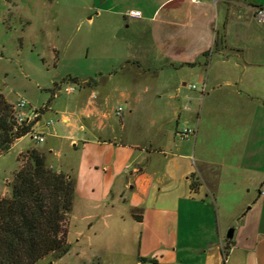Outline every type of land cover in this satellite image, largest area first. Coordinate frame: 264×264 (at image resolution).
<instances>
[{
  "label": "crops",
  "instance_id": "crops-1",
  "mask_svg": "<svg viewBox=\"0 0 264 264\" xmlns=\"http://www.w3.org/2000/svg\"><path fill=\"white\" fill-rule=\"evenodd\" d=\"M259 5L264 4L92 1L89 18L101 16L126 53L121 70L109 76L122 74L128 83L138 79L146 84L122 92L129 110L120 121L115 116L119 106L101 108L95 98L100 80L87 84L92 77L78 84L70 114L63 111V122L71 124L74 118L75 128L65 137L75 147L82 145L86 155L72 157L65 168L49 163L47 155L46 162L75 181L70 216L82 223L76 241L86 238L90 246L99 244L97 254L134 257L137 264H222L223 244L230 245L223 261L229 264L236 250L249 258L257 249L243 239L263 227L261 216L250 215L252 206L244 212L251 201L239 202L228 216L224 207L222 220L216 196L254 188L258 194L253 205L259 200L258 206L264 205V72L252 65L258 62L243 60L234 36L240 35L234 29L239 21L242 35L250 32L256 42L261 40L258 32L249 31ZM132 10L141 15H131ZM60 93L58 89L54 95ZM184 127L195 133L181 139L177 131ZM76 129L90 130L93 138L77 136ZM34 133L44 134L32 131V138ZM88 144L96 145L91 156ZM33 148L42 147L22 148L18 155ZM52 149L42 148L45 154ZM17 163L12 176L18 156ZM193 178L198 180L195 189ZM229 226H234L232 243L224 235Z\"/></svg>",
  "mask_w": 264,
  "mask_h": 264
},
{
  "label": "rangeland",
  "instance_id": "rangeland-1",
  "mask_svg": "<svg viewBox=\"0 0 264 264\" xmlns=\"http://www.w3.org/2000/svg\"><path fill=\"white\" fill-rule=\"evenodd\" d=\"M92 1L0 0V92L4 93L13 105L25 100L27 104L23 108L24 112L30 117L39 115V119L33 125V131L44 132L46 138L45 141L38 142L29 134L7 153L0 155L1 193L11 192L10 184L17 170L12 176L18 164L17 156L19 167L27 159L25 151L18 155L22 148L35 144L45 150L53 147L51 152L46 153L48 162L60 164L64 168L73 160L72 157L78 158L85 154L82 145L75 147L72 140L65 137L75 128L72 127L74 118L71 124L63 122V111L67 110V114H70L75 106L72 98L79 92V85L68 80L69 76L77 77L79 80L91 77L100 80L95 84L99 88L95 92V98L105 110L123 106L121 114L115 111L119 121L123 113L126 114L129 110L127 101L121 96L122 92L128 87L132 89L135 87L133 90L137 91L138 87L146 84L145 81L138 83V79L135 84L132 81L128 83L122 74L109 76V72L121 70L126 53L122 40L113 41L110 29L104 25L101 16H95L94 20L89 18L93 12L88 9ZM257 1L264 4V0ZM236 22L235 31L239 29L241 31L240 35L234 36L240 44L243 60L258 62V65L254 63L252 65L258 67L255 68L257 72H264L261 65L264 62V24L254 20L249 27L251 33L256 31L261 35V40L256 42L255 38L249 35L250 32L242 35L244 28L240 26L239 21ZM58 89L61 93L55 96ZM86 91L91 94L90 89ZM106 100H109L108 104ZM74 131V134L82 138H93L88 129ZM95 147V144H88L86 147L89 150L88 155H93ZM42 148L38 149L43 152ZM102 155L106 156L101 154L99 157H103ZM132 165L133 168L135 163ZM11 177L12 180L8 183L7 179ZM238 191L235 195L223 191L221 195L216 196L221 219L223 220L224 207H227L228 216L233 208L237 209L236 205H239V202L250 200L251 203L245 207L244 212L252 206L250 215L261 216L263 227L259 234L252 233L250 238H243L257 247L252 251V255L244 258L241 251L236 250L232 253L229 264H264V205L258 206L262 202L260 200L253 205L258 194L254 188L251 191L246 189ZM1 193L0 196L11 195ZM68 225L70 228L68 241L71 242L68 253L59 259L48 255L36 264H137L134 257L97 254L99 244L94 243L90 246L86 238L81 243L76 241V232L82 227L78 217L72 215L71 224L69 218ZM233 227L225 229L224 235ZM223 261L222 259V264Z\"/></svg>",
  "mask_w": 264,
  "mask_h": 264
},
{
  "label": "trees",
  "instance_id": "trees-1",
  "mask_svg": "<svg viewBox=\"0 0 264 264\" xmlns=\"http://www.w3.org/2000/svg\"><path fill=\"white\" fill-rule=\"evenodd\" d=\"M68 80L81 84L74 76ZM13 110L14 105L0 92V154L31 133L39 119L37 115L31 122L19 124ZM26 155L14 173L11 195L0 196V264H36L48 255L59 259L71 249L68 220L75 201V181L48 166L46 154L39 149L33 148ZM197 185L193 178L192 187Z\"/></svg>",
  "mask_w": 264,
  "mask_h": 264
},
{
  "label": "built area",
  "instance_id": "built-area-1",
  "mask_svg": "<svg viewBox=\"0 0 264 264\" xmlns=\"http://www.w3.org/2000/svg\"><path fill=\"white\" fill-rule=\"evenodd\" d=\"M130 14L134 15V16H140L141 11L140 10H132V11H130ZM255 18L259 23L264 24V5H259L256 7ZM191 87H196V85L193 84V85H191ZM71 89H73V88H71ZM71 89L67 88V90H71ZM26 104L27 103L25 100H20L14 104L13 115H14L15 120L19 124L29 123L37 117V114H35L34 117H30L24 112L23 108L26 106ZM122 110H123V107L119 106L118 109L116 110V112L118 114H121ZM194 133H195V129L190 128V127H184V128H181L180 130L177 131V135L181 139L189 137L190 135H193ZM33 137L35 139H37L38 141H44L45 140V135L42 133H34ZM222 251L224 253L223 256L227 260L229 253L227 251V247L224 244L222 245Z\"/></svg>",
  "mask_w": 264,
  "mask_h": 264
},
{
  "label": "water",
  "instance_id": "water-1",
  "mask_svg": "<svg viewBox=\"0 0 264 264\" xmlns=\"http://www.w3.org/2000/svg\"><path fill=\"white\" fill-rule=\"evenodd\" d=\"M233 236H234V229L231 228V229L229 230V232L227 233V238H228V239H232Z\"/></svg>",
  "mask_w": 264,
  "mask_h": 264
}]
</instances>
